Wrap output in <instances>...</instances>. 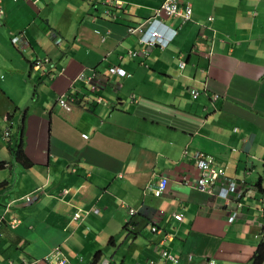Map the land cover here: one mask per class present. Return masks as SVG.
Here are the masks:
<instances>
[{
	"label": "crops",
	"instance_id": "obj_1",
	"mask_svg": "<svg viewBox=\"0 0 264 264\" xmlns=\"http://www.w3.org/2000/svg\"><path fill=\"white\" fill-rule=\"evenodd\" d=\"M163 2L4 0L0 264L162 263V250L177 264H249L251 225L264 228V0H177L190 21L164 20L175 38L130 58L143 48L127 29ZM44 57L50 77L33 66ZM196 152L237 181L241 207L195 188Z\"/></svg>",
	"mask_w": 264,
	"mask_h": 264
},
{
	"label": "built area",
	"instance_id": "obj_2",
	"mask_svg": "<svg viewBox=\"0 0 264 264\" xmlns=\"http://www.w3.org/2000/svg\"><path fill=\"white\" fill-rule=\"evenodd\" d=\"M16 2L17 0H13ZM4 0H0V25L2 19L5 15L4 7H3ZM117 8H120V3H116L114 5ZM192 11L189 7L185 8L183 12H181L178 8L177 0H164L161 7L155 11L154 15L149 19L144 20L141 24L131 27L127 29V32L131 35H136L139 39V44L143 48L140 51H130L128 52V56L130 58H137V57H147L149 51L156 47L160 46L162 48L166 47L174 38L175 31L172 30L170 33V29H167L166 26L163 24L164 19H171L176 18L177 16H181L182 23L189 21L191 19ZM21 37L14 36L12 39L13 44H17L20 42ZM60 42V39L56 40V44ZM52 67L50 59H38L35 61V68L40 69L44 68L45 66ZM179 66L183 68L184 62H180ZM109 72L111 75H117L120 77H126V72L118 67H110ZM94 78V76H93ZM92 81V77L89 79ZM92 91H97L98 87L95 84H92L91 87ZM191 95L193 99H196L198 96L197 91H191ZM72 101L73 99L69 97H61L60 104L64 107L66 103ZM96 102L102 103L104 100L101 97H97ZM5 137H8V132L5 133ZM184 154H187V151H184ZM195 159V167L198 171V178L196 180V188L201 191L205 192L209 196H214L223 201V203L228 206L229 203L236 205V207H241V191L238 190L239 185L236 180L229 178L225 175L224 171L219 168L214 167L213 160L207 156L205 153L196 152L194 154ZM166 180H162L159 186L154 190V194L156 197L162 196L166 188ZM33 200L32 197H27L26 202H31ZM97 213L96 210H94ZM130 213L133 214L134 211L130 210ZM79 216L76 214L75 218ZM238 217L237 210L232 211L228 216V223H233ZM174 218L177 221H181L182 217L179 215H175ZM19 221L13 220L11 222L10 227L14 228L17 226ZM152 232H158L156 227H152ZM52 257V255H51ZM160 258L162 263H158L155 261H147L146 263L142 264H177L178 260L174 257L170 252L166 250H162L160 252ZM10 264V263H9ZM58 264H66V260L62 259ZM96 264H110V262L106 259H102ZM209 264H217L214 261L210 262Z\"/></svg>",
	"mask_w": 264,
	"mask_h": 264
},
{
	"label": "trees",
	"instance_id": "obj_3",
	"mask_svg": "<svg viewBox=\"0 0 264 264\" xmlns=\"http://www.w3.org/2000/svg\"><path fill=\"white\" fill-rule=\"evenodd\" d=\"M16 157L19 161L23 162V164L28 165V161L23 154L22 145L17 146ZM3 167L4 165L0 164V168ZM3 186H5L4 183H1L0 188H2ZM260 238L261 239L257 244L255 251L248 261L249 264H264V228L261 231Z\"/></svg>",
	"mask_w": 264,
	"mask_h": 264
},
{
	"label": "clouds",
	"instance_id": "obj_4",
	"mask_svg": "<svg viewBox=\"0 0 264 264\" xmlns=\"http://www.w3.org/2000/svg\"><path fill=\"white\" fill-rule=\"evenodd\" d=\"M179 8V7H178ZM187 8V7H186ZM190 8V7H189ZM191 9V8H190ZM181 12H183L181 9H179ZM5 11V10H4ZM192 11V10H191ZM192 15V14H191ZM152 17V16H151ZM4 18V17H3ZM149 19V18H148ZM172 19V18H171ZM146 20V19H145ZM164 20H166V19H164ZM164 20H163V24H164ZM190 21V20H189ZM141 24V23H140ZM165 25V24H164ZM166 26V25H165ZM166 28L167 29H170V33L172 32V30H174V29H171V28H169V27H167L166 26ZM175 31V35H174V38H175V36H176V33H177V30H174ZM129 34V33H128ZM129 35H131V34H129ZM136 36V35H135ZM173 38V39H174ZM59 39V38H58ZM138 41H139V39H138ZM56 42V41H55ZM61 42V41H60ZM59 42V43H60ZM59 43H57V44H59ZM157 47V46H156ZM160 47V46H159ZM162 48V47H161ZM44 58H49V57H44ZM50 59V58H49ZM50 62H51V64H52V61L50 60ZM33 64H35V62L33 63ZM34 66V65H33ZM112 67H114V66H112ZM116 67V66H115ZM184 67V66H183ZM34 68H35V66H34ZM54 66H53V64H52V67H49L48 65L47 66H45L44 68H40L39 70H44V73L45 74H48L49 75V77H50V75L51 74H54L55 72H54ZM118 68H120V67H118ZM36 69V68H35ZM110 69V68H109ZM127 75V74H126ZM113 76H117V75H113ZM120 77V76H119ZM121 78H125V77H121ZM61 97H66V98H68L69 99V97L68 96H65V95H62ZM60 97V98H61ZM193 98V97H192ZM6 138V137H5ZM184 151H186V150H184ZM184 151H183V155L184 156H186L187 154H188V152H187V154H184ZM194 161H195V159H194ZM195 169H196V167H195ZM197 170V169H196ZM163 180V179H162ZM164 180H166V179H164ZM167 182V181H166ZM161 183V182H160ZM167 185V184H166ZM196 186V185H195ZM196 188V187H195ZM166 189V188H165ZM197 189V188H196ZM198 190V189H197ZM165 192V191H164ZM153 193H154V191H153ZM164 194V193H163ZM162 194V195H163ZM155 195V194H154ZM218 199V198H217ZM180 216V215H179ZM75 217V216H74ZM174 218V217H173ZM175 219V218H174ZM176 220V219H175ZM154 227H156V226H154ZM1 228H2V225H0V231H1ZM157 228V227H156ZM151 229H152V227H151ZM158 229V228H157ZM159 230V229H158ZM153 233H156V232H153ZM1 235V234H0ZM102 259H105V258H99V259H97V260H95L92 264H96L97 262H99L100 260H102ZM65 260V259H64ZM106 260H108V259H106ZM109 261V260H108ZM212 261H214L215 263H217L215 260H209L208 261V264L210 263V262H212ZM60 262V261H59ZM58 262V263H59ZM51 264H53V263H51Z\"/></svg>",
	"mask_w": 264,
	"mask_h": 264
},
{
	"label": "rangeland",
	"instance_id": "obj_5",
	"mask_svg": "<svg viewBox=\"0 0 264 264\" xmlns=\"http://www.w3.org/2000/svg\"><path fill=\"white\" fill-rule=\"evenodd\" d=\"M255 215L251 216V218H253ZM249 218V219H251ZM251 221V220H250ZM259 226H263L264 227V218H263V222L259 225ZM257 236L256 238H254V236ZM250 239V241L252 242V244L256 247L257 244L259 243L260 237H259V228H258V220L256 222V224H252L251 225V231L249 233V237H247Z\"/></svg>",
	"mask_w": 264,
	"mask_h": 264
}]
</instances>
